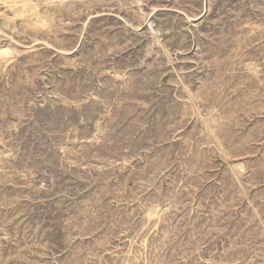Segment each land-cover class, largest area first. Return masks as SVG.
<instances>
[{
  "label": "rangeland",
  "instance_id": "1",
  "mask_svg": "<svg viewBox=\"0 0 264 264\" xmlns=\"http://www.w3.org/2000/svg\"><path fill=\"white\" fill-rule=\"evenodd\" d=\"M0 264H264V0H0Z\"/></svg>",
  "mask_w": 264,
  "mask_h": 264
},
{
  "label": "bare ground",
  "instance_id": "2",
  "mask_svg": "<svg viewBox=\"0 0 264 264\" xmlns=\"http://www.w3.org/2000/svg\"><path fill=\"white\" fill-rule=\"evenodd\" d=\"M15 3H16V2H15ZM8 4H9V3H8ZM17 4H18V3H17ZM55 4H56V3H55ZM26 5H27V4H26ZM8 7H9V6H8ZM33 14H34V13H33ZM42 21H43V20H42ZM124 21H125V20H124ZM35 24H36V23H35ZM40 24H41V23H40ZM40 24H39V25H40ZM39 25H38V26H39ZM43 27H44V26H43ZM8 37H9V36H8ZM1 50H2V49H1ZM133 159H134V158H133Z\"/></svg>",
  "mask_w": 264,
  "mask_h": 264
}]
</instances>
